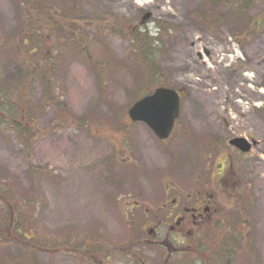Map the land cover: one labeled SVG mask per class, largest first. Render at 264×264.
Returning a JSON list of instances; mask_svg holds the SVG:
<instances>
[{
	"label": "rangeland",
	"instance_id": "rangeland-1",
	"mask_svg": "<svg viewBox=\"0 0 264 264\" xmlns=\"http://www.w3.org/2000/svg\"><path fill=\"white\" fill-rule=\"evenodd\" d=\"M0 71L29 115L0 114V264H224L233 237L230 264H264V0H0ZM160 86L182 94L165 142L128 117ZM208 196L228 225L148 234Z\"/></svg>",
	"mask_w": 264,
	"mask_h": 264
},
{
	"label": "flooded vegetation",
	"instance_id": "flooded-vegetation-1",
	"mask_svg": "<svg viewBox=\"0 0 264 264\" xmlns=\"http://www.w3.org/2000/svg\"><path fill=\"white\" fill-rule=\"evenodd\" d=\"M214 197L215 196H210V197L208 196L206 197V199L203 200V202L197 201L191 205H189V203H182L181 206L177 204L180 201L179 197L173 199L172 201H166L162 205L161 209L155 213L154 218L158 220V223L156 226L152 222L150 223V225H152L153 228L147 230L148 234L150 236L153 235L155 237L159 236V227L163 225L162 222L165 221V218L166 220H169L171 217H175L174 221L176 222V226L171 227V229L173 233H175V235L181 237L184 236L183 234L187 235V231L189 230V228H187L188 226H192L194 230H197L198 228L199 230H204L206 227L212 230L213 228L216 227L220 228V225L218 226L217 224L220 222H222V224L224 225H228V223H224L223 221H221L223 218L216 217L215 215L221 214L222 211L224 213L223 209L227 208V206H223V204L228 205V204H233V202H219L220 205L216 207L214 204L217 203H214V200H212ZM214 224L215 226H213ZM242 227L243 226L241 227L238 226V229L237 228L234 229L232 235L230 234L231 238L235 234L238 235L240 233V228ZM223 229L226 230V233L231 232V227L229 226L227 227L224 226ZM231 238L227 239V241L229 242L230 240L234 239L236 245L234 246V248L231 247V241H230V243H228V248L226 250H222L225 257V260H223L224 264H230L231 263L230 257L232 259V257H234L238 252L237 251L238 248H236V246L239 244L240 242L239 238L241 237H233L232 239ZM178 240H183V239L178 238Z\"/></svg>",
	"mask_w": 264,
	"mask_h": 264
},
{
	"label": "water",
	"instance_id": "water-1",
	"mask_svg": "<svg viewBox=\"0 0 264 264\" xmlns=\"http://www.w3.org/2000/svg\"><path fill=\"white\" fill-rule=\"evenodd\" d=\"M149 17L146 15V19ZM180 104L181 99L176 90L162 87L135 102L129 110V116L134 122L147 124L158 139L166 140L180 115ZM230 144L243 153L252 150V145L244 138H235Z\"/></svg>",
	"mask_w": 264,
	"mask_h": 264
},
{
	"label": "trees",
	"instance_id": "trees-1",
	"mask_svg": "<svg viewBox=\"0 0 264 264\" xmlns=\"http://www.w3.org/2000/svg\"><path fill=\"white\" fill-rule=\"evenodd\" d=\"M245 9H246V6L245 7H239L237 10H234L232 13H233V15H235L241 11H244ZM237 11H239V12H237ZM159 29H160V27H159ZM154 37L155 36H151L150 33H147L146 30H139V32L134 37L133 42L140 44L141 48L145 49V51L149 55V53H153L155 51L154 47H155L156 43L158 42V40L155 39ZM145 59H147L146 56H145ZM0 74H1V71H0ZM32 75H34V74H32ZM4 89H6V88L0 87V91H2ZM0 97L2 98L3 96H0ZM0 103H1L0 114L6 115V118H9L12 121H16L19 118V116H23V120H25L29 116V115L26 116L27 113L21 114L20 111H17L15 104L10 102L7 99V97L5 98V100H2Z\"/></svg>",
	"mask_w": 264,
	"mask_h": 264
}]
</instances>
